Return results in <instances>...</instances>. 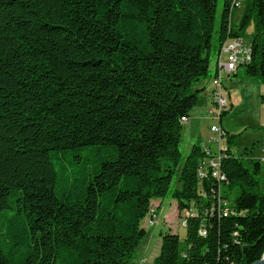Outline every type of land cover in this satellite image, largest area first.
<instances>
[{
  "label": "trees",
  "instance_id": "16d2710c",
  "mask_svg": "<svg viewBox=\"0 0 264 264\" xmlns=\"http://www.w3.org/2000/svg\"><path fill=\"white\" fill-rule=\"evenodd\" d=\"M218 2L0 0V264H135L179 167L186 235L161 234L150 264L263 258L262 162L235 156L239 135H225V180H202L207 199L204 149L182 164V118L223 42L253 28L236 77L264 85V0H224L217 31Z\"/></svg>",
  "mask_w": 264,
  "mask_h": 264
},
{
  "label": "rangeland",
  "instance_id": "374dc122",
  "mask_svg": "<svg viewBox=\"0 0 264 264\" xmlns=\"http://www.w3.org/2000/svg\"><path fill=\"white\" fill-rule=\"evenodd\" d=\"M223 6L224 0H219L216 22L217 31L220 30L221 26ZM242 13L243 6L238 8L232 16L235 24L240 21ZM252 34L253 28H250L244 39L241 40H243L246 45H251ZM232 40L228 39L223 42L219 54L215 59L213 58L210 65L212 77L209 80L213 88L211 100L208 98H202L196 106L200 109L195 107L191 111L190 115H192V117H194L196 111H201L199 116H202V118L195 120L191 125H188L189 121L187 124L186 122L181 121L182 139L180 143V151L183 156L182 164L193 145L202 146V144H208L210 137H213L211 131L213 126L222 128L226 135H239L233 148L235 156L243 157L245 160L254 158L264 162V159H260L261 157H259L262 155V144L264 142V131L260 129L261 126L264 125V108L260 100V96L264 94V85L257 79L243 80L240 76L236 77V74L240 72L241 67L232 76L224 75L221 83L226 98H228L229 102L231 100L234 106L231 107L229 104L221 111V115L217 116L216 111L219 108L213 104L212 95L219 92V86L214 82L215 77L219 72V67H215L214 63L220 55L223 45L232 42ZM232 78H234V83L231 85L225 84L226 81H230ZM229 95H231V97ZM200 137L202 138V141ZM223 143L224 148H226V137H224ZM212 151L218 153L217 145L214 144L212 146ZM179 171L180 167L173 175L171 189L168 196L163 200L156 199L152 201L151 208L158 210V224L155 226L154 219L152 226H150L149 212L141 223V228L146 230L147 235L137 250L135 264H150L153 262L160 253L161 234H178L182 238L186 235V229L180 226L181 220L178 209V200L173 197L174 191L181 186L178 179ZM259 180L261 182V188L264 191V163L262 164Z\"/></svg>",
  "mask_w": 264,
  "mask_h": 264
},
{
  "label": "built area",
  "instance_id": "2783aa9c",
  "mask_svg": "<svg viewBox=\"0 0 264 264\" xmlns=\"http://www.w3.org/2000/svg\"><path fill=\"white\" fill-rule=\"evenodd\" d=\"M238 6V8H240ZM252 60V51H251V45H246L243 40L241 39H233L232 42L226 43L222 47V51L218 58L215 60V67H219V72L217 76L215 77V84L219 86V92L214 93L212 96L213 104L218 107L219 109L216 111L217 116L221 115V111L227 107L230 102L228 98H226V95L224 94L222 90V78L224 75L226 76H232L234 73H236L239 68L249 64ZM182 119H186V124L189 121V117H183ZM213 137H210L208 144H202V148L204 149L207 157L203 159L200 163L199 167V177L201 179L199 184V196L202 198L207 199V191L204 186V180L209 172H212V175L216 177L219 180H225V176L221 172V159H222V151L225 149L223 146V139L225 137V133L223 132L222 128H219L218 126H213L211 128ZM217 145V151H212V146ZM221 205H223V210L225 214H228L229 212L231 214H237L235 210L230 209V204L227 201H221ZM212 210L216 211V206L212 207ZM187 212L190 213V216H198L199 209L193 204L189 209H187ZM154 214H155V226L158 224V210L154 208ZM181 220V218H180ZM180 226L184 229L187 227V220H181Z\"/></svg>",
  "mask_w": 264,
  "mask_h": 264
},
{
  "label": "crops",
  "instance_id": "0c3cea01",
  "mask_svg": "<svg viewBox=\"0 0 264 264\" xmlns=\"http://www.w3.org/2000/svg\"><path fill=\"white\" fill-rule=\"evenodd\" d=\"M216 58V57H215ZM214 58V59H215ZM234 81V78H232L230 81H226L225 82V84H227V85H231L232 83H234L233 82ZM197 88L198 89H202L203 90V92H202V94H201V99L202 98H208L209 100H211V93H212V91H213V88H212V85H211V82H210V80L209 81H206V82H203V83H201V84H198L197 85ZM230 97H231V95H229ZM230 99V98H229ZM230 105H231V107H233L234 105H233V103L231 102V100H230ZM197 108V107H196ZM197 109H200L199 107L197 108ZM201 111H196L195 112V114H194V117H192V115H190L189 116V123H188V125L190 124H192L195 120H198V119H201L202 118V116L200 117L199 116V113H200ZM203 118H204V116H203ZM200 139H201V141H202V138L200 137ZM204 142V141H203ZM224 144V143H223ZM262 146H263V148H262V155H260L259 157H261L260 159H264V142H263V144H262ZM264 162H262V164H263Z\"/></svg>",
  "mask_w": 264,
  "mask_h": 264
},
{
  "label": "water",
  "instance_id": "95a60500",
  "mask_svg": "<svg viewBox=\"0 0 264 264\" xmlns=\"http://www.w3.org/2000/svg\"><path fill=\"white\" fill-rule=\"evenodd\" d=\"M254 264H264V256H263V258L261 260L255 262Z\"/></svg>",
  "mask_w": 264,
  "mask_h": 264
},
{
  "label": "bare ground",
  "instance_id": "6f19581e",
  "mask_svg": "<svg viewBox=\"0 0 264 264\" xmlns=\"http://www.w3.org/2000/svg\"><path fill=\"white\" fill-rule=\"evenodd\" d=\"M184 122H186V119H184Z\"/></svg>",
  "mask_w": 264,
  "mask_h": 264
}]
</instances>
